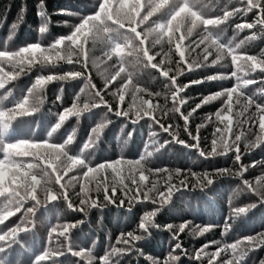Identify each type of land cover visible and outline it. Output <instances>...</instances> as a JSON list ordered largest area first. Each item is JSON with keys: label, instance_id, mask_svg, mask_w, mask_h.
Returning <instances> with one entry per match:
<instances>
[{"label": "trees", "instance_id": "trees-1", "mask_svg": "<svg viewBox=\"0 0 264 264\" xmlns=\"http://www.w3.org/2000/svg\"><path fill=\"white\" fill-rule=\"evenodd\" d=\"M99 0H43V6L39 8L40 0H0V50L16 51L21 47L32 43L40 42L42 46H48L59 37L70 34L73 27L77 25L83 17L90 15L96 10ZM147 0H145V3ZM204 12L211 18L222 16L225 10L243 7L240 0H201ZM175 7L171 4L168 9L162 10L149 19L145 24L140 25L137 31L143 32L146 28L152 26L153 21H166L170 11ZM39 10L44 11V15L39 16ZM60 10H68V14H58ZM147 11L143 8L141 15ZM254 12L247 15L236 14L229 19L226 24L220 25L216 35L224 43L233 45L244 41L238 50L241 54L264 55V35H261L259 29L239 31L235 25L244 21L251 22L254 19ZM45 26L46 32L41 33L39 29ZM253 33H256L257 39L248 40ZM133 37L131 43L133 47L141 46L149 50V54L155 59L153 63L159 64L163 61L160 69H153L150 66L137 65L132 68L126 63L128 71L132 72L133 83L145 88L147 91L160 93L159 97L153 96V103H159L165 108L172 107L170 81L162 75V70L171 69L169 75H174L176 70V61L179 55L174 51V44L167 43V37H163L159 43L154 36L148 37L144 45H140V40L135 38L134 33H128ZM177 36L180 33L176 34ZM204 35L202 26L193 31L192 35L187 37L184 45L192 44V49L185 52V74L178 77L179 84H186L190 81H204L195 83L188 87L181 95L187 99V104L181 109L185 115L190 112L196 104L201 103L204 97L231 88L235 85V78H229L234 66L231 64V57L225 54V58L215 65L211 61L216 58L215 48L209 47L212 53L208 57V67L197 68L188 72L187 66L193 60L201 62L203 59V49L208 44H202L199 48L195 47L193 42H199ZM123 43V40H121ZM88 47L90 62L85 72V77L90 78L91 84L95 89L102 90L105 99L112 105L113 109L117 107V93L122 78L107 85L106 80L114 74L118 58L113 55L108 60L104 55L107 51V43L98 42L93 48L91 42ZM172 48L170 52L169 49ZM127 51V49H126ZM142 55V53H141ZM134 57L125 56L126 61H132ZM91 60L96 62L93 64ZM147 62L145 61V64ZM106 66L105 68H103ZM6 71H19L12 69L9 65H4ZM81 70L78 65H69L60 61L55 68L49 66L41 67L35 65L30 71L27 69L21 73L15 80L6 84V90L0 89V110H8L15 107V104L21 101L25 95H28V89L34 84L36 78L40 75H63L69 70ZM124 74H122L123 77ZM217 76L218 79L209 81L207 77ZM240 75H243L242 73ZM225 77L223 79L219 77ZM85 77L69 81H53L46 85L43 93L44 102L39 109L32 115L17 117L8 122L9 126L5 128L0 124V160L4 159L3 148L8 143H15L20 140H30L41 142L49 140L50 143H62L69 134L75 133L74 140L68 146L72 155H80L84 143L91 135V129L103 123V128L99 139L95 145L85 150L84 157L91 162L93 166L104 161L115 160L123 157L124 159H138L148 152L152 156L148 157L147 167L152 169L168 168L180 169L181 175L174 177L172 183L178 185V189L173 190L170 200L161 208L156 203L143 202L136 203L128 210L127 201L120 205L119 199L115 204H108L103 209L91 208L87 212L73 211L68 207V202L58 198L55 202H47L44 205H37L35 215L27 213V208L34 205V201L23 202V207L15 211L16 205H12L14 214L9 217L3 225H0V234L3 230L21 224L27 227V232L19 233L17 238L4 245L5 250L0 252V264H35L36 257L45 251L62 253L56 256H50L40 264H102L101 258L111 252L112 247H123L116 241L118 237L127 232H134L137 235L142 234L139 229V223L148 212L156 211L152 217V222L159 227H150V232L145 234L150 238L142 242H136L141 255L137 252H129L123 256H111L109 264H163V261L171 255H178L181 259L171 262V264H208L207 256L202 254L200 260L195 259V252L202 246L208 244L210 247L206 252L212 253L218 247L225 244H231L237 240L251 237L264 232V203L259 202L258 196L247 189L243 183L248 180L253 185L257 181H264V145L255 149H248L242 156L240 163L247 166L242 178L234 175H225L215 177L213 185L201 189L196 180L189 174L186 184L179 185V181L184 179L185 173H204L215 172L221 169L238 170L239 165L234 163V153L227 155L205 158L200 155L197 148H187L176 143L173 137L161 130L158 124L152 120L144 118L137 124H131L123 116H116L109 112L104 106L94 108L81 117H69L59 129L51 136L49 133L59 122V114L64 108L71 104L79 96V104L98 102V98L92 95L93 89L89 87V80ZM246 79H253L257 83L249 85L243 89L247 94L253 95L258 101H264V73L259 71L250 72ZM83 90V91H82ZM61 100L58 101L57 97ZM165 97H168L165 105ZM147 98V97H146ZM31 100V97H29ZM131 100V95L126 97L122 107H127ZM225 97H220L197 109L189 118V130L193 135L197 133L199 126L200 149L209 152L211 149V139L214 129L217 127L215 117L210 121L208 117L215 113L224 103ZM237 108L239 105L236 106ZM164 110L156 112L166 127L173 126V130L179 133V138L187 141L189 144H195L184 131V120L179 113L169 112L164 115ZM258 129L246 133L247 139H255V133ZM155 133L153 136L152 134ZM163 145V147H161ZM241 152L245 153L244 142H241ZM16 161H22L25 168L21 171H27L28 163H39L31 156L25 157L16 155L12 157ZM255 164V166H252ZM41 167H44L41 164ZM39 172V169H33ZM84 170L75 169L69 172L64 180L68 181L72 176H80ZM51 172V169H49ZM152 177H150L151 179ZM150 186V185H149ZM51 187L59 190V185L53 183ZM164 188H161L163 191ZM80 191V183L73 181L67 189L71 202L79 205L77 193ZM43 199V193H38ZM95 198V193H92ZM120 196L119 191L117 197ZM102 200V197H101ZM7 198L0 197V211H3ZM251 204L257 206L249 209L245 214L235 217L233 209L238 207H247ZM120 205V206H118ZM72 223L75 227L70 230L68 240L64 237L57 238L51 230L58 226ZM185 225L184 231L179 232V226ZM172 225V230H166V226ZM207 227L209 231L199 234L200 230ZM173 233H178L179 241L184 251L175 250L173 246L177 242L173 239ZM215 242V243H212ZM84 252L89 255H75L74 253ZM151 257V259H149ZM221 262L231 259V251L222 253L218 258ZM264 260V247L251 253L243 264H260Z\"/></svg>", "mask_w": 264, "mask_h": 264}, {"label": "snow or ice", "instance_id": "snow-or-ice-1", "mask_svg": "<svg viewBox=\"0 0 264 264\" xmlns=\"http://www.w3.org/2000/svg\"><path fill=\"white\" fill-rule=\"evenodd\" d=\"M173 3H175V7L170 11L166 21H153L152 26L146 28L143 32L137 31L140 25L145 24L151 17L162 10L168 9ZM240 3L243 7L232 11L225 10L222 16L209 18L203 10L204 6L201 0H147L146 3L145 0H99L96 10L90 15L83 17L73 27L70 34L57 38L48 46L45 47L40 42H36L21 47L16 51L0 50V89L3 90H6V84L15 80L26 69L30 71L37 64L41 67L50 65L55 68L60 61H64L69 65H78L81 69L69 70L63 75L38 76L31 88L28 89V95H25L21 101L16 103L14 108L0 110V124L7 128L9 126L8 122L15 120L17 117L32 115L37 111L44 102L41 93H43L47 84L53 81H69L85 77V72L90 62L89 52L92 50L88 47L89 42H91L93 48L98 42H106L107 51L104 52V55L108 60H111L113 55L118 58L114 74L106 80V88L108 84L116 81L117 78L123 79V83L117 93H113L114 96L118 95L117 107L113 109L112 105L102 94V90L95 89V85L91 84L90 78L85 77V79L89 80V87L94 90L92 95L98 98V102H85L81 107L79 96H77L71 106L64 108L59 114V122L55 124L49 136L59 129L69 117L79 118L94 108L104 106L109 112H113L114 115L127 118L133 125L144 118L152 120L160 126L163 132L171 135L176 143L187 148H197L200 150V155L205 158L227 155L229 153L235 154L234 163L239 165L238 170L235 172L232 169H221L215 172L185 173L184 179L179 181V185L186 184L189 174L196 180L197 185L202 190L213 185L215 177L234 175L242 178L247 170V166L240 163L242 156L247 153L248 149H255L264 145V101H258L253 95H249L243 90L249 85L257 83L253 79L244 78L250 72L259 71L264 73V55L241 54L238 50L244 41L235 45L231 42L224 43L216 35L217 32L213 31V29H218L220 25L226 24L236 14L244 16L254 12V19L251 22L238 23L235 25V29L239 31L259 29L260 34L264 35V0H240ZM42 6L43 0H40L39 8ZM143 8H146L147 11L141 15ZM44 14V11L39 10V16ZM58 14H68V10H60ZM201 26L204 35L199 42L193 43L196 48L205 43L208 44V47L203 49L202 61L193 60L188 64L187 71L191 72L197 68L208 67V57L212 55L209 47H212L215 48L217 56L211 61V64L215 65L224 59L225 54L231 57V64L234 66V70L229 78H235L236 83L231 88L204 97L201 103L196 104L185 115L181 109L187 104V99L181 94L193 84L203 83L204 81H190L186 84L177 82L178 77L185 74L186 50L192 49L195 51V48H192V44L184 45L183 41ZM46 30L45 26L39 29L41 33L46 32ZM129 32L135 34V38L140 40V45H144L150 36H154L157 43L163 37H167V43L170 46L174 44V51L180 58L176 61L175 74L169 75L171 69L162 70V75L171 82V108H165L159 103H153L152 97H159L160 93L153 94L133 83L132 72L128 71L126 63L130 64L132 68L137 65H144L153 69H160L163 61L159 64L153 63L155 57L149 54L147 48L141 46L133 47L131 43L133 37L128 35ZM177 33H180V35L177 36ZM257 38L256 33H253L246 39L254 40ZM121 40H123V43H121ZM169 51H172L171 47ZM125 56L134 57V59L126 61ZM145 61L147 62L146 64ZM91 62L94 64L96 61L91 60ZM5 64L19 71H6ZM241 73L243 75H240ZM122 74H124L123 77ZM219 78L223 79L225 77L221 76ZM216 79L218 77L215 75L207 77L209 81ZM261 83H264V81H261ZM129 94L131 95L130 102L126 108L122 107ZM260 94L264 95V90H261ZM29 97H31V100ZM220 97H225L223 105L208 117L210 121L212 116L215 117L217 127L212 133L211 149L209 152H205L200 149L199 126L197 127L196 135H193L189 130V118L197 109ZM57 100L60 101L61 97L58 96ZM167 100L168 97H165V105ZM237 105H239L238 108L236 107ZM161 109H165L164 115L169 112L179 113L184 120V131L196 143L189 144L187 141L180 139L179 133L173 130L172 125L166 127L161 123L156 116V112ZM104 127L105 125L101 123L91 129V135L88 137L87 142L84 143L80 155H72L68 150V146L74 140V132L69 134L62 143H50L49 140L41 142L20 140L6 144L3 148L4 159L0 160V197L7 198V203L4 205L3 211H0V225H3L14 214L12 205H16L15 211H19L23 207V202L28 200L35 202L32 207L27 208V213L32 215H35L37 205L55 202L58 198L67 201L70 209L79 212H87L91 208L103 209L108 204H115L117 199H119L120 205H124L125 201H127L129 211L136 203L143 202L158 203L162 208L170 200L173 190L178 189V185L173 184L172 181L174 177L181 175V170L168 168L152 169L147 167L148 157L152 156L151 152L140 156L138 159L120 157L93 166L84 157L83 153L95 145ZM253 129H258V132L255 133V139L249 141L246 133L252 132ZM152 135L154 136L155 133ZM242 141L244 142L245 153L241 152L240 145ZM16 155L31 156L39 163H28L26 165L27 171H21L25 168V164L22 161L12 159ZM41 164L44 167H41ZM252 166H255V164ZM78 168L84 170L80 176H72L68 181L61 182L69 172ZM33 169H39V172H35ZM49 169H51V172H49ZM150 177L152 178L150 179ZM73 181L80 183V191L77 193L79 197L78 206L71 202L67 192ZM53 183L59 185V190H54L51 187ZM243 183L250 192L258 196L261 204L264 203V181H257L256 185H253L248 180H244ZM161 188H164V190L161 191ZM118 191L120 193L119 197H117ZM38 193H43V199L40 198ZM92 193H95V198ZM256 206V204H251L247 207L235 208L233 209V215L239 217ZM156 214V211L148 212L141 220L139 229L142 230V234L137 235L131 231L126 234L122 233L116 242L123 245V247H112L111 252L101 258L102 264H109L110 257L114 255L123 256L129 252L140 253L136 242H142L150 238L145 235L150 232V227H159L153 224L151 219ZM58 227L62 230L58 231L57 228H53L51 231L56 234L57 238L64 237L65 240H68L70 230L75 227V224L66 223ZM184 228L185 225L181 224L179 232H183ZM28 230L27 227H22L21 224H17L6 231L3 230L2 234H0V252L5 250V244L15 240L19 233L27 232ZM166 230L171 231L172 225L166 226ZM207 231L209 229L205 227L200 230L199 234ZM173 239L177 241L173 246V251L181 250L186 254V250L182 248V244L179 241L178 233H173ZM208 247L210 245L206 244L196 251L195 259L200 260L203 254L207 256L208 264H243L251 253L264 247V232L237 240L231 244H225L212 253L206 252ZM229 250L231 251V259L221 262L218 258L221 257L222 253H226ZM60 254L62 253L45 251L36 257L35 264H40L46 258ZM74 254L89 255L84 252ZM140 254L143 255V253ZM180 259L181 257L178 255L169 254L163 264H171L173 261L178 262ZM260 264H264V260H261Z\"/></svg>", "mask_w": 264, "mask_h": 264}, {"label": "rangeland", "instance_id": "rangeland-1", "mask_svg": "<svg viewBox=\"0 0 264 264\" xmlns=\"http://www.w3.org/2000/svg\"><path fill=\"white\" fill-rule=\"evenodd\" d=\"M103 68H105V70H106V66H104Z\"/></svg>", "mask_w": 264, "mask_h": 264}, {"label": "clouds", "instance_id": "clouds-1", "mask_svg": "<svg viewBox=\"0 0 264 264\" xmlns=\"http://www.w3.org/2000/svg\"><path fill=\"white\" fill-rule=\"evenodd\" d=\"M33 47H35V46H33Z\"/></svg>", "mask_w": 264, "mask_h": 264}]
</instances>
